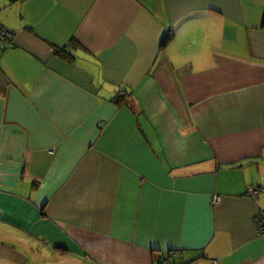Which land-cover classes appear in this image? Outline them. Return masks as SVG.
Returning <instances> with one entry per match:
<instances>
[{"label": "crops", "instance_id": "0c3cea01", "mask_svg": "<svg viewBox=\"0 0 264 264\" xmlns=\"http://www.w3.org/2000/svg\"><path fill=\"white\" fill-rule=\"evenodd\" d=\"M0 26V264H264V0H0Z\"/></svg>", "mask_w": 264, "mask_h": 264}, {"label": "built area", "instance_id": "2783aa9c", "mask_svg": "<svg viewBox=\"0 0 264 264\" xmlns=\"http://www.w3.org/2000/svg\"><path fill=\"white\" fill-rule=\"evenodd\" d=\"M13 37V34L11 33L10 30L4 28V27H0V45L2 43H7L9 41H11ZM253 190H250V193H252ZM216 201H218L220 199L219 196H215ZM257 226H258V232L261 236H264V217H258L257 218ZM163 264V263H160Z\"/></svg>", "mask_w": 264, "mask_h": 264}, {"label": "trees", "instance_id": "16d2710c", "mask_svg": "<svg viewBox=\"0 0 264 264\" xmlns=\"http://www.w3.org/2000/svg\"><path fill=\"white\" fill-rule=\"evenodd\" d=\"M58 53L64 54V55H62V56H63V57H66V59L69 58L68 55L66 54V53H68V52H66L64 49H61V51L58 50ZM68 54H69V53H68ZM122 92H123V91H122ZM118 96H119V95H118ZM119 97H120V99L122 98L121 95H120ZM157 262H158V264L162 263V262L160 261V259L157 260Z\"/></svg>", "mask_w": 264, "mask_h": 264}, {"label": "rangeland", "instance_id": "374dc122", "mask_svg": "<svg viewBox=\"0 0 264 264\" xmlns=\"http://www.w3.org/2000/svg\"><path fill=\"white\" fill-rule=\"evenodd\" d=\"M0 27H3V26H0ZM121 93H122V92H121ZM119 96H120V94H119ZM119 96H118V98H120ZM121 97H122V96H121ZM122 98H123V97H122ZM34 246L39 248L41 245H34ZM41 248L44 249V251H46V249L43 247V245L41 246Z\"/></svg>", "mask_w": 264, "mask_h": 264}]
</instances>
